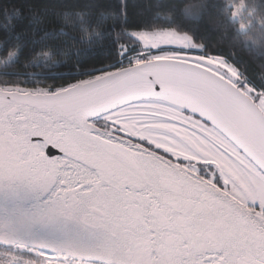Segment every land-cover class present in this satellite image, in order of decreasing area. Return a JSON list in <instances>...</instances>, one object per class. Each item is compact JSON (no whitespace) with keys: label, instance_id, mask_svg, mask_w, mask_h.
<instances>
[{"label":"snow or ice","instance_id":"snow-or-ice-1","mask_svg":"<svg viewBox=\"0 0 264 264\" xmlns=\"http://www.w3.org/2000/svg\"><path fill=\"white\" fill-rule=\"evenodd\" d=\"M106 2L55 15L57 34L81 43L119 20L108 43L70 36L63 63L39 47L33 71L0 72V188L39 197L34 224L60 229L88 264H264V78L188 32L146 17L130 27L129 0ZM0 10V29L26 18L49 35L35 5ZM29 251L67 259L55 245Z\"/></svg>","mask_w":264,"mask_h":264},{"label":"trees","instance_id":"trees-1","mask_svg":"<svg viewBox=\"0 0 264 264\" xmlns=\"http://www.w3.org/2000/svg\"><path fill=\"white\" fill-rule=\"evenodd\" d=\"M136 2L138 4L134 5L132 0H129L128 26H139L141 20L146 17L152 27L188 32L206 43L213 51L234 59L242 67L249 68L258 78H264V0H136ZM29 3L47 13L43 16V23L38 27L49 35L42 37L41 31L37 29L33 37L32 30L36 26L26 18L23 21L14 19L15 28L11 33L0 29V41H5L3 48L0 49V72L33 71L31 67L26 68L24 65L30 61L28 54L39 47L42 52L49 53L48 64L63 63L65 56L59 49L65 47L66 43H73L70 36H75V42L81 47L88 44L100 46L110 41L109 33L113 26L117 30L120 27L119 20L115 25L109 22L103 28L97 26L95 31L99 35L91 38L85 35L81 43L80 33L73 32L71 28L66 29L68 37L57 34L60 24L55 14L71 11L73 4L82 7L83 0H0V8L9 7L11 15L12 7L18 5L23 9ZM105 6L119 12V0H107ZM136 8L141 9L144 16L137 15ZM3 15L0 10V20L3 19ZM17 42L24 45L23 56L17 48L11 47ZM45 45L53 48H44ZM9 53H14L11 60ZM16 57H20L19 62H16ZM73 58L74 52L68 50L69 61ZM40 59L44 62L46 58L41 55ZM92 59L98 60L99 57Z\"/></svg>","mask_w":264,"mask_h":264},{"label":"water","instance_id":"water-1","mask_svg":"<svg viewBox=\"0 0 264 264\" xmlns=\"http://www.w3.org/2000/svg\"><path fill=\"white\" fill-rule=\"evenodd\" d=\"M168 74V73H165ZM132 88L140 94H148L147 85L134 77ZM41 206V199L21 192H12L0 188V245H20L33 249L36 246L55 245L64 249L67 259L88 263L90 253L75 247L70 237L60 234V229H44L34 224L30 214ZM81 229L78 225H70L69 232L75 237Z\"/></svg>","mask_w":264,"mask_h":264},{"label":"built area","instance_id":"built-area-1","mask_svg":"<svg viewBox=\"0 0 264 264\" xmlns=\"http://www.w3.org/2000/svg\"><path fill=\"white\" fill-rule=\"evenodd\" d=\"M29 249L31 248L20 245L11 247L0 246V264H42L40 255L38 253L34 254ZM64 264H74V262L66 259Z\"/></svg>","mask_w":264,"mask_h":264},{"label":"rangeland","instance_id":"rangeland-1","mask_svg":"<svg viewBox=\"0 0 264 264\" xmlns=\"http://www.w3.org/2000/svg\"><path fill=\"white\" fill-rule=\"evenodd\" d=\"M239 10V9H238ZM236 10H234V16H236V12H235ZM240 25H243V23H240ZM74 264H78V262H74Z\"/></svg>","mask_w":264,"mask_h":264}]
</instances>
